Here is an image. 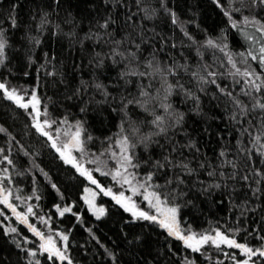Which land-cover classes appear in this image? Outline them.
<instances>
[{
  "label": "snow or ice",
  "instance_id": "snow-or-ice-1",
  "mask_svg": "<svg viewBox=\"0 0 264 264\" xmlns=\"http://www.w3.org/2000/svg\"><path fill=\"white\" fill-rule=\"evenodd\" d=\"M64 2L52 0L53 11L62 8ZM213 3L227 18L229 27L247 42L244 51L231 49L227 32L223 29L219 37L206 36L203 41L197 40L169 5V0H158L155 7L149 5V0H132V6H129V0H98L93 22L83 36L76 32L79 21L71 13L58 23L49 19L48 12H43L38 21L32 17L39 34H26V39L33 47L43 43V34L50 28L51 36L69 38L71 45L79 46L80 55L87 56V63L93 69L89 73L91 79H84L81 75L68 99L75 97L80 102L81 113L87 112L89 103H95L107 104L117 114L116 131L103 140L93 137L86 127V120H70L71 113L62 118L52 117L36 90L29 94L25 89L11 86L6 79H0V92L19 108L30 110L36 131L50 142L65 164L71 165L94 186L84 189L82 199L96 219L107 214L105 207L97 205V197L108 196L130 215L129 222L153 223L193 253L203 254L206 247L217 250L227 247L238 250L243 257L238 259L236 252H224L223 255L233 264H261L264 261V235L259 234L260 230L256 232L260 246H251L247 237L237 239L241 231H247L246 228L222 230L216 227L196 232L183 226L180 215L181 209L192 203L191 199L185 200L184 197L196 186L192 178H198L201 171L211 179L209 183L198 180L200 187L196 191L201 194L211 195L222 188L234 193L237 186L247 189L244 200L234 205L241 209L242 216L260 206H249L248 193L256 201L264 197V168L261 167L264 165V18L261 16L264 0H213ZM125 8L124 27L131 29L127 32L115 27V10ZM161 12L170 18L173 25L180 27L188 42L186 45L182 40L178 46L160 36L155 27L149 30L145 26V21H154ZM6 19L8 27L0 19V68H7L10 61V29L18 27L14 7ZM62 24L70 25L68 32L64 31ZM157 42L161 44L160 48L155 47ZM165 44L172 49H193L194 58L190 61L183 52H177L176 56L165 53L167 59H161L159 53L164 51ZM205 51L212 52L211 62L205 59ZM216 52L221 53L223 59L217 57ZM43 57L44 63L40 64L38 71L45 70V65L55 60L54 53L45 52ZM29 61L36 62L32 57ZM73 64L75 66V61ZM107 71H115V78L101 79ZM46 74L56 76L58 73L53 66ZM60 76L63 82V73ZM210 88L215 91L210 92ZM95 95L101 99L95 100ZM175 96L181 97L182 103L191 101L189 111L201 116L205 115L202 97L216 100L218 105L224 106L227 119L238 126V135L246 137V141L238 139L234 151L227 146L222 147L215 165L201 159L197 141L185 128L187 113L176 106ZM6 131L0 126V133ZM178 136H183L185 142L178 140ZM94 139L101 145L97 152L89 150ZM153 148L159 150L158 154L153 153ZM4 153L5 149L0 148V165L6 163L14 168L13 160ZM24 154L29 155L27 152ZM94 173L110 177L120 190L114 191L113 187L102 185ZM12 181L9 168H0V205L10 209L16 220L39 238L38 249L22 248L21 242L14 241L29 258L27 264H41L38 254H47V259L54 264L55 261L73 264L68 246L70 233H53L50 217H38L40 223L48 228L47 234L30 222V216H37L35 207L28 204L25 212L17 210L12 201H19L21 197L19 189L14 194ZM52 188L56 189V185L52 184ZM33 198L40 199L35 190L26 200ZM141 203L146 208H142ZM72 207L55 206L60 217L66 213L77 215ZM7 232L18 234V229L9 227ZM23 243L35 242L24 238ZM108 255L115 260L112 252L109 251ZM207 258L211 259L210 256ZM184 264H196V261L185 257Z\"/></svg>",
  "mask_w": 264,
  "mask_h": 264
},
{
  "label": "trees",
  "instance_id": "trees-1",
  "mask_svg": "<svg viewBox=\"0 0 264 264\" xmlns=\"http://www.w3.org/2000/svg\"><path fill=\"white\" fill-rule=\"evenodd\" d=\"M157 3L158 0H149V5L152 7ZM97 4L98 0H65L63 7L57 9V15V12L53 11L52 0H0V19L4 21V26L8 27L6 18L13 11V7L18 22L17 28L10 29L12 45L9 50L10 61L7 68H0V79H6L11 86L25 89L29 94L36 90L52 117L62 118L71 113L70 120H86V127L93 137L103 140L116 131L117 114L111 111L109 105L95 103H89L87 112L81 113L80 102L75 97L68 99L81 75L84 79H91L89 73L93 69L87 63V56L80 55L79 46L71 45L69 38L62 35L51 36L50 28L43 34V43L38 47H33L26 39V34L33 36L39 34L36 21L32 17L35 16L38 21L43 12H48L49 19L54 23L61 22L68 13H71L72 17L79 21L76 32L83 36L84 31H87L89 24L93 22ZM169 5L175 9L180 20L185 22L187 30L197 40L203 41L206 36L219 37L223 29L227 32V42L234 52L244 51L247 48V42L236 30L229 27L227 18L213 0H169ZM129 6H132V0H129ZM126 11V8L115 10L117 30L131 31L125 28L123 23ZM261 16L264 18V13ZM144 23L149 30L155 27V31L160 36L168 41H174L178 46L182 40L185 45L188 43L182 36L180 27L173 25L163 12L154 21ZM62 27L68 32L70 25L62 24ZM155 47L160 48L161 44L157 42ZM45 52L50 55L54 53L55 60L51 64H46L45 70L38 71L40 64L44 63ZM177 52H183L190 61L194 58L193 49L186 47L172 49L169 44L164 45V51L159 55L161 59L166 60L165 53L176 56ZM204 55L205 59L211 62L212 52L205 51ZM216 56L223 59L219 52H216ZM29 57L36 62L30 63ZM53 66L58 74L48 76L46 71L52 70ZM253 66L255 67V64ZM60 73H63V82ZM115 75V71H107L101 79L115 78ZM209 91L215 89L210 88ZM100 99L99 95H95V100ZM202 99L205 113L203 116L189 111L191 101L182 103L181 97H173L176 106L187 113L185 128L191 138L197 141V146L201 150L198 155L215 165L222 147L227 146L229 150L234 151L236 141L238 139L246 141L247 138L238 135V126H234L227 119L224 106L218 105L216 100H211L210 97H202ZM29 111L19 108L0 92V126L7 130L5 133H0V148L5 149L4 154L9 155L15 165L12 168L5 163L0 165V168L8 167L12 173L11 187L14 194L19 189L21 200L12 201L17 205V210L25 212L27 205L32 204L37 212L36 217L51 218L50 226L53 231L70 233L68 246L73 264H184L185 257L195 259L196 264H217V262L233 264L231 259L223 255L224 252L230 254L236 252L238 259L243 258L238 250L227 247H223L222 250L206 247L203 254L193 253L185 249L181 241L168 237L163 229L153 223L129 222L130 215L108 196H98V202L106 208L107 214L99 220L96 219L82 199L84 189L89 186V182L71 165L65 164L60 159L59 153L50 146V142L36 131L32 126L33 121ZM177 139L182 143L185 142L183 136H178ZM100 147L101 145L94 139L89 145V150L97 152ZM152 151L154 154L159 152L156 148ZM25 152L29 155H25ZM185 155L189 153L185 152ZM254 159L258 158L254 157ZM261 167L264 168V165ZM97 177L104 186H111L114 191H119V187L110 177L101 175ZM192 179L196 186L188 196L184 197L185 200L191 199L192 203L183 207L180 213L183 226L191 227L196 232L216 227L222 230L246 228L247 231H241L237 239L247 237L251 246H260L261 241L257 238L256 232L260 230L259 234L264 235V197L256 201L248 193L251 200L249 206L255 207L257 204L260 206L255 211L245 212L242 216L241 209L234 205L244 200L246 188L237 186L238 190L234 193L222 188L211 195H205L196 191V188L200 187L198 180L209 183L211 179L204 171H201L198 178ZM52 184H55L59 191L52 188ZM34 190L40 199L26 200V197L33 195ZM56 205L61 207L72 205V211L77 215L66 213L60 217ZM0 213H2L0 214V264H27L29 258L14 241L21 242V247L27 249L38 246V241L24 225L16 221L15 216L6 206L0 205ZM9 227H17L18 234L8 233ZM24 238L34 240L35 243H23ZM109 251L115 255V260L108 255ZM209 256L211 259L207 258ZM37 259L41 264H54L45 254ZM55 264H59V261H55ZM261 264H264V261Z\"/></svg>",
  "mask_w": 264,
  "mask_h": 264
},
{
  "label": "rangeland",
  "instance_id": "rangeland-1",
  "mask_svg": "<svg viewBox=\"0 0 264 264\" xmlns=\"http://www.w3.org/2000/svg\"><path fill=\"white\" fill-rule=\"evenodd\" d=\"M88 167H94V165H88ZM100 175L99 173H94V175H95V177H96V179H98L99 180V178L97 177L98 175ZM100 181V180H99ZM101 183V182H100ZM102 184V183H101ZM103 185V184H102ZM118 186V185H117ZM88 187H94V186H92V185H90V183H89V186ZM120 190V189H119ZM84 195H85V193H84ZM138 200H139V198H137ZM96 203H97V205H100V206H103V205H101V204H99V202H98V197H97V200H96ZM104 207V206H103ZM141 207L142 208H146V205L144 204V203H141ZM19 211V210H18ZM20 212H22L21 210H20ZM31 216L29 217V219H30V222H32L33 224H35V226L36 227H38V228H40L42 231H44L46 234H47V232H48V228L45 226V225H43L42 223H40V221H39V219H38V217H33L32 218V220H31ZM17 221V220H16ZM18 223H19V221H17ZM22 225H24V224H22ZM26 228H27V226L26 225H24ZM28 229V228H27ZM29 230V229H28ZM53 231V230H52ZM54 232H56V231H53V233ZM36 239L35 240H37L38 242V244H39V238L38 237H35ZM32 241V240H31ZM34 241V240H33ZM30 249H38V246H32ZM45 255H47V254H45ZM40 256H42V255H39L38 254V256L37 257H40Z\"/></svg>",
  "mask_w": 264,
  "mask_h": 264
}]
</instances>
